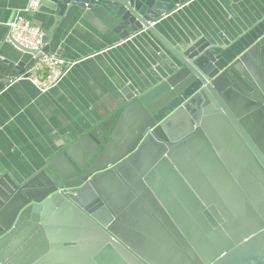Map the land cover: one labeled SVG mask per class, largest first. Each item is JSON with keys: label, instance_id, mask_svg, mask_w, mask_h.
<instances>
[{"label": "water", "instance_id": "obj_1", "mask_svg": "<svg viewBox=\"0 0 264 264\" xmlns=\"http://www.w3.org/2000/svg\"><path fill=\"white\" fill-rule=\"evenodd\" d=\"M188 1L38 0L60 19L84 12L116 44L142 40L153 59L39 168L0 172V264H264V11L168 39L156 23ZM6 37L18 53L0 54V91L39 55Z\"/></svg>", "mask_w": 264, "mask_h": 264}, {"label": "crops", "instance_id": "obj_2", "mask_svg": "<svg viewBox=\"0 0 264 264\" xmlns=\"http://www.w3.org/2000/svg\"><path fill=\"white\" fill-rule=\"evenodd\" d=\"M27 2L0 0L1 55L8 50L17 52L6 37L7 23ZM263 11L264 0H190L156 26L175 41L243 29ZM28 17L48 35L50 51L75 64L48 92L40 93L21 75L0 91V172L7 171L17 179L39 168L65 141L107 116L114 101L124 102L121 88L134 89L147 74L145 63L153 59L142 40L134 38L116 44L114 33L82 11L60 19L37 8ZM155 177L166 183L164 175ZM154 222L157 221L153 220L152 226Z\"/></svg>", "mask_w": 264, "mask_h": 264}, {"label": "built area", "instance_id": "obj_3", "mask_svg": "<svg viewBox=\"0 0 264 264\" xmlns=\"http://www.w3.org/2000/svg\"><path fill=\"white\" fill-rule=\"evenodd\" d=\"M37 8L38 0H28L26 6L7 23V26L8 33L15 41L39 53L31 68L27 70V78L40 93H45L59 85L75 61L67 60L54 51L41 52L46 44L44 32L26 15L27 11ZM154 24L155 22L150 23L151 26Z\"/></svg>", "mask_w": 264, "mask_h": 264}]
</instances>
